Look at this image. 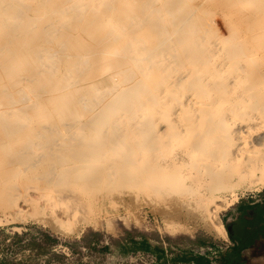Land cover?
I'll return each mask as SVG.
<instances>
[{
  "label": "bare ground",
  "instance_id": "6f19581e",
  "mask_svg": "<svg viewBox=\"0 0 264 264\" xmlns=\"http://www.w3.org/2000/svg\"><path fill=\"white\" fill-rule=\"evenodd\" d=\"M247 2H249L251 10L246 15L219 22H224V33H221L218 28H216V31L211 32V23L205 20L206 22L200 28L203 34L197 35L195 33V35H191V42L196 46L198 45V47L192 48V50H188V48L183 51L179 58L183 62L184 67H187L185 76L189 81L188 84H185H187L186 88L189 94L185 96L183 101L177 100L174 104H169L168 94L162 100L158 98L160 100L158 102H147L149 91L143 85L145 81L151 78L153 72L164 73L166 70V67L162 66V62H159L157 66L155 65L153 69L150 68L147 62H150L154 57L157 58V55L165 60L167 54L177 50L178 43L183 39L176 38V43L169 46L167 44V41L170 40L169 37H163L165 36L163 34L167 32V27L180 31V28L185 25L191 26L195 22L198 25V20L195 21L196 19L188 16L189 14H186V17L183 15L182 18L175 17L174 13L184 5V3L181 5L180 0H171L169 2L164 0H0V37L2 38L0 53L7 47L13 49L24 48V46L28 47L30 44L36 43L34 47L36 59L27 62L29 64L27 70H25L26 68L23 69V63L20 64L18 70L14 64L18 60L16 58L12 59V56L1 63L5 77L10 79V84L9 86L7 85L10 88L0 90V107H3V110L0 109V117L5 115V118L3 116L0 119L1 125L5 123L6 118L9 121L8 117H10V121L11 118L13 120L10 126L13 124L16 126L18 123L22 124L23 127L26 126L30 120L28 113L23 107L24 105L16 106L23 102L21 99L23 97L21 96H28L27 99L25 98L24 100L23 98V100H29L34 104V106L32 105L33 108H37L41 104L39 99L41 92L47 90L56 92L69 86H74L79 76V67L81 68V64L84 62L81 61L83 57L79 54L76 55V59L67 60L64 54L60 56H55V54V57L47 56L49 46L61 44L66 46V41H64L66 36L63 30L80 29L83 36L74 45L67 44L68 53L74 46L84 42L85 39L95 41L103 35L107 36L109 41L120 39L124 43L122 48L128 51L127 59L129 64L135 67L136 74L141 78L137 80L141 87L138 94L136 96H134L135 94L132 95L131 98L128 97L131 101L127 102L129 99L126 98V101H120V107H113V104L119 100L121 94L130 88L124 87V89L112 93L110 97H104V100L95 101L96 106H93L90 101L91 104H86V107L92 112L86 118L88 123L84 124L85 127L77 124L82 121L80 119L70 123V125L63 123L62 126L67 125L66 127H71L76 132L80 131L81 127H84L85 134L81 130L82 137L77 141L65 142L64 140H68V138H64L65 135H62L64 132L60 136L58 134L57 137L42 138L40 129L35 130L34 133H29L32 135L31 138L27 140L24 146L22 145V148L15 152L11 150L7 153L9 147L12 146L11 143H16L17 139L15 137L1 142L0 156H4L3 165L7 167L2 168L6 171L4 173L6 177L5 180L3 179L4 181L0 182L1 189L10 188L15 184V181H12L11 177H9L10 173L15 172L12 169V163L9 161L11 156L18 158L21 151L33 149L32 151H42L45 153L44 156L49 157V160H46L40 170V173L46 175V183L38 188V191H40L38 197L27 198V196L23 198L22 202L25 205L29 204L30 206L31 204L29 215L20 206L17 211L15 210L18 215L26 218L30 216L36 223L48 226L56 233L75 232L76 227L74 228L73 221L79 214L80 209L83 208H80V206H84L81 205L82 202L80 200H88V196H82L85 198L81 197L82 199H78L74 195L67 194L72 193V189L65 190L64 193L55 196L53 195V186L62 181L68 185L74 181L78 182L77 180L79 179L81 181L86 171L93 168V163L100 159V164L96 170L80 183L79 188L82 189L84 195L93 193L92 191L99 189L105 181L111 180L113 177H117L115 180L117 184L133 180V182H137L140 188L142 187V191L151 189L154 193H163L164 190L171 189L173 183L176 184V182L178 186L179 184L182 186L183 184L177 181L178 176L176 175L184 172V176H181L187 179H195L194 176L198 175V178L196 177L197 179L194 180L196 188L211 182L212 187H209L208 193H202L201 190L199 202L203 204L204 213H207L208 216V221H206L207 224L205 225L217 236L224 237L225 231L222 224L217 221V216L221 210L231 205L235 200L234 187L244 185L264 188V138L253 141L252 145H248L247 149L240 147L241 144L247 142L246 139L245 143L239 145V140H243L242 135L245 133V137L248 134L246 132L251 129L248 126L249 124L246 123V120L251 115L249 113L252 110L259 109V107H261V110L262 108L264 109V80L261 78V68L263 67L259 66L258 68L255 64L258 57L264 55V0H230L225 4L227 8H239L241 4L246 5ZM103 4L107 5L109 13L94 17L95 10ZM133 4H137L138 7L132 9ZM24 8H28L29 14L23 11V13L20 11L22 14L19 13V10ZM122 9L126 10L125 13H123ZM121 15H123V20L131 19L133 21V28L140 29L143 23L148 24V27L153 29L157 45L153 49L147 50L144 46V39L135 36L136 34H130V28L125 27V23L123 20L121 21ZM133 17H136V19H133ZM43 18H45L43 22L45 27L32 34L33 28L38 24L37 22ZM46 27L48 30H45ZM188 36L189 34L186 37ZM209 36L216 37L218 42L212 43L208 40ZM205 37L208 41L204 40ZM62 45L61 47H63ZM226 45L230 47L225 49ZM182 46L180 47L182 48ZM191 46L193 45L191 44ZM92 50H95V48L88 49L89 55ZM10 52L12 53V51ZM259 62L261 61L259 60ZM182 73L184 74V72ZM119 75L121 76V74ZM26 76H29L30 79L26 78ZM11 78H13V81ZM154 90H157L156 92L160 94L163 93V90ZM17 96L19 99H17ZM47 98L45 97L46 100ZM85 98L81 94L75 97L67 95L62 96L59 102L63 107H68L75 102L84 105L83 100ZM99 98L101 99V97ZM49 101L51 102L50 99ZM152 104L153 106L156 105L157 109L154 107L155 110H150V105ZM54 108L59 109L60 107ZM121 109L124 111L120 112ZM52 110L54 111V109ZM137 114H139V117L136 118ZM146 115L148 116L147 120H142L141 117ZM262 115L264 114L261 113ZM139 118L143 122L138 121ZM160 118L165 120V126L162 128L158 127V119ZM2 119L4 121H1ZM237 120H242V122ZM253 122L255 123L256 121ZM6 123L4 128L7 125ZM239 124L241 125L238 126ZM235 125L236 127H234ZM10 126L8 125L9 129L11 128ZM15 126L13 125V127ZM60 126L58 125L55 129L57 130ZM106 126L112 128V130L116 129L109 134L103 133L98 138L93 136L98 131H102V127L106 128ZM244 128L246 129L244 130ZM258 129L259 131L262 130V128ZM7 137L8 135L6 134ZM18 137L20 139L25 137L24 131ZM72 137L70 136V140L73 139ZM57 141H61L60 145ZM133 142H138L139 146L144 145V151L141 154L136 152L137 149H140L138 146L133 149L129 148ZM176 149L179 151L175 153L174 150ZM93 150L94 152L92 153ZM126 150L125 155L124 152ZM171 153L172 156H169ZM16 164L20 165V162L18 161ZM65 164L67 165L64 166ZM62 167L64 168L62 169ZM180 167L184 169L181 170ZM58 168L61 169L59 173L55 174L54 171ZM171 169L174 170V174L171 173L172 175H169ZM220 169L222 170L216 174V171ZM57 175L59 177H56ZM29 177L31 178V175ZM29 177H26L24 181L29 180ZM33 179L35 178L32 177ZM24 181L22 182L25 183ZM22 187L26 189L25 184H22ZM180 189L178 188L177 191L180 190L182 193L193 191V189L191 190L186 186ZM222 189L223 191L229 189V200L226 201L224 199L223 201L221 200L222 198H219L220 196H216V193ZM177 191L175 190L174 192ZM16 197L15 199L12 198L15 204L21 195L19 194ZM40 199L45 204H39ZM89 200L91 201L92 199L89 197ZM61 208L63 210L62 214L58 215L57 212ZM90 208L88 206L87 210H91ZM3 211L4 208L1 207L0 212ZM46 211H49L50 216H47ZM81 220L82 224L87 226H94L97 223L86 217H82Z\"/></svg>",
  "mask_w": 264,
  "mask_h": 264
},
{
  "label": "rangeland",
  "instance_id": "374dc122",
  "mask_svg": "<svg viewBox=\"0 0 264 264\" xmlns=\"http://www.w3.org/2000/svg\"><path fill=\"white\" fill-rule=\"evenodd\" d=\"M164 1L169 2L171 0H164ZM229 1L230 0H180L181 5H183V3L184 5L183 6L180 5L181 8L178 9L174 13L175 17L182 18L183 15L184 17H186L189 14L188 16H190L193 19H196L195 21L198 20V25H196V22L194 25L191 24V26L185 25L182 28H180V31L177 30L179 34L173 28L167 27V32L163 34L165 35L163 37L164 38L169 37L170 40L167 41V44H169V46L176 43V38H183V39L182 41L178 43V46L176 45L178 47L176 48L177 50H175L173 53L167 54L166 55L167 57H165V60H163L161 56L157 55V58L154 57L151 59L152 61L150 60V62H147L149 63L150 68L152 69L155 68V65L157 66L159 62L160 63L162 62L161 63L162 66L166 67V70L164 73L163 72L161 73L153 72L151 78L144 82L143 86L149 91V94L147 95V99H146L147 102L149 103H153L154 101L158 102L159 99L162 100L168 94V96L170 97V98L168 97V99L170 100V101L168 100L169 101L168 103L174 104V102L177 100H179L180 102L183 101L185 96L189 94L186 88L189 79H187L185 76L187 74V67H184L183 62L179 58L181 57L183 51H186L188 48H189L188 50H192V48L194 49L198 47V45L196 46L194 43L191 42L190 40L192 38L191 35H195V33L197 35H202L203 32L200 31V28H201V25L202 24L204 25L206 21L207 22L209 21L211 23V28H210V30L212 29L211 32L216 31V28H218V30L221 33H224L225 26L223 23L225 22L226 19L236 18L238 16L239 18L243 17L244 15L247 14L249 10H251L249 2H247L246 5L241 4L240 5L241 7L239 8L238 7L227 8L225 3ZM137 7H138L137 4H133L132 9H136ZM237 10L239 13L237 12ZM20 11L21 12L23 11L24 13L29 14L28 8L19 10V13H21ZM122 11L123 13H125L126 10L122 9ZM106 13H109V11L107 9V5L103 4L102 6L98 7L97 10H95L93 16L98 17ZM114 15H115V12H114ZM118 16H120V14ZM120 18L122 21L123 15H121ZM133 19H136V17H133ZM126 20H123V22L125 23L124 24L125 27L130 28L129 29L130 34H136L135 36L142 37L144 39V42H145L144 46L147 50H151L157 45V41L155 39L153 29L148 27V24L143 23V26L140 29H137L135 27L137 29L136 30L135 28H133L134 27V24L132 25L133 21L131 19H126ZM44 21H45V18L37 22L38 24L33 28L32 34L37 33L38 31H40L42 28L45 27V23L43 24ZM129 21H130V24H129ZM222 21L224 22L219 23ZM46 29L48 30L47 27L45 28V30ZM63 31L65 32V36H66V38L64 39V41H66V46L67 44L74 45V43H77L81 38H83L80 32V29H69L68 31L67 30H63ZM188 34L189 36L186 37ZM0 40H1L0 42L2 43L1 37H0ZM204 40L205 41L210 40L212 43L218 42L217 38L214 36L212 37L209 36L208 40L205 37ZM181 42L186 46V48L184 45L182 46ZM35 44L36 43L34 42L30 44V46L28 47L24 46V48L21 47V48L13 49V48L7 47L5 50H3L0 53V90H6L7 88L8 89L10 88L8 87L10 84L9 83L10 79L5 77V74L1 67V63L4 62L5 59H7L8 57L12 56V59L16 58L18 60L17 62L14 63L15 67L18 70H19V66L21 63L24 64L23 69L26 68L25 70H27L28 65H29L27 64V62L29 60L36 59L35 48H34ZM191 44L193 46H191ZM61 45L49 46V48L47 49L48 51L47 56L50 57L51 55L55 57V56H60L64 54L66 55L67 60H73V59H76L77 57L76 55L80 54L83 57L81 61H84L85 63L83 62L81 64L82 69L79 67L80 71H79L78 78L76 82L74 83V86L73 85L71 87L69 86L68 88L63 89L61 91L53 92V91L47 90V91L41 92L40 98H39L41 100L40 102L41 104L37 108H33L34 104H32L29 100L24 101L25 98L26 99L28 98V96L27 97H25L26 95L21 96L24 98V100L23 98H21L24 103L23 102L19 103L16 106L24 105L23 107L28 113V117L30 118V120L27 122L25 127H23V125L20 123H18L20 124V126H18V124L16 126L15 124H13L15 127H13V125L10 126V123L13 121L12 118L10 121V117H8V120L10 122L7 121V118L5 120V123L9 122V123H6L7 125H5V128H4V124H5L4 122H3L4 123L3 125L0 124V144L1 142H3V140H8L9 138L11 139L15 137L17 139L15 144L14 142L11 143L12 146L9 147V150H7V153H9V151L11 150L12 152H15L19 150L20 148H22V145L24 146L27 140H29L32 136L29 133H32V132L34 133L35 130H40V129H41L40 132L42 133V138L57 137L58 134L60 136L64 132L62 135H65L64 136L65 139L68 138V140H64L65 142L73 141V140L77 141L81 139L80 137H82L81 130H83L84 131L83 134H85L84 124L88 123L86 121V118L89 117V114H91L92 112L90 111L89 108L86 107V104L89 105L92 103L93 106H96L97 104H95V101L99 102L101 100H104L103 99L104 97L108 98L107 96L110 97L112 93H115L118 90L120 91L124 89V87H127V88L130 87L128 90L123 92L121 96L119 97V100L113 104V107L117 108V107H120V101H124L126 98L129 99L128 97L131 98L132 95L135 94L134 96H136L138 94V91L140 90L141 87L137 83V80L141 78H139L140 76L136 74V71L134 69L135 67L129 64V60L127 59L128 51L122 48L124 46V43L120 39L109 41V38L105 35L99 37L95 41L85 39L84 42L79 43L76 46H74L73 49L69 53H68V48L62 45L64 47L63 48L61 47ZM180 46H182V48ZM226 46L227 47H225V49H228L230 47L229 45H226ZM93 48H95V50H92V53H90L89 55L88 49H93ZM10 51H12V53ZM53 51L55 52L57 51V52L55 53ZM258 59L261 62H259ZM258 59L256 60L255 64L258 68L259 66L263 67V68L261 67L260 68L262 72L261 78H263L264 80V55L258 57ZM41 62L43 63V61ZM169 69L171 70L170 72H169ZM182 72H184V74ZM119 74H121V76ZM180 75L182 76L180 77ZM26 78L30 79L29 76H26ZM112 78L115 80H113ZM11 79L13 81V78ZM179 82L180 83L182 82V83L180 84ZM167 85H168V88H167ZM152 89L153 90L158 89L160 91L163 90V93L160 94L156 92L157 90L153 91ZM78 94L84 95V97H86L85 100H83L84 105L75 102L74 104H71L68 107H63V105L59 102L62 96L72 95L73 97H75ZM45 97L46 98L48 97L47 100L45 99ZM99 97H101V99ZM17 99H19L18 96H17ZM49 99L51 100V102L49 101ZM92 99H93V102H92ZM53 101L55 104L52 103ZM55 101L59 102V104H57V102ZM128 101H131V99L127 100V102ZM151 106H153V104L150 105V110L151 109L155 110V108L157 109L156 105H154L153 107ZM54 107H58V108L60 107V108L57 109ZM2 108L3 107H0L1 110H3ZM52 109H54L55 113ZM259 109L252 110L251 111L252 113L251 112L249 113L252 116L250 115V118L247 119L248 121L246 120V123L249 124L248 126H250L253 131L250 129L248 130V132H246L248 133L246 134L247 136L245 135L244 137L245 133L242 135L243 140L241 139L239 140V145L241 143H245V139L247 141L245 144H241L240 147L242 149H247L248 145H252L253 141H257V140L264 138V122H262L264 120V115H262L263 117L261 116V113L264 114V109L262 108L261 110V107H259ZM123 111L124 110L122 109L120 110V112H123ZM256 112H261V113H256ZM3 116L5 118V115H2L1 117ZM137 117H139V114L136 115V118ZM141 118L142 120H147L148 116L146 115ZM141 118H139L138 121L143 122ZM3 119L1 121H4ZM78 119L82 121L77 124L84 126L80 128L81 129L80 131L76 132L74 131L73 128L66 127L67 125L62 126L63 123H67L70 125V123H73L77 121ZM252 119L253 121H256L257 124L256 122L254 123ZM237 121L242 122V120H237ZM8 125L11 127L10 129ZM58 125H61V126L56 130L55 127H58ZM240 125L241 124H239L238 126ZM164 126H165V120L163 118L158 119V127L162 128ZM234 127H236V125ZM255 127H257V129H255ZM258 128H262V130L259 131ZM115 129L112 130V128H109L107 126L106 128L102 127L101 128L102 131H98L93 136L95 138H98L103 133L109 134L110 132L111 133L114 132ZM245 129L246 128H244V130ZM22 131H24L25 137L20 139V137L18 136L21 134ZM73 131L74 133H72ZM251 131L252 133H250ZM254 131H257V132H254ZM6 134L8 135L7 138H6ZM70 136H73L72 140H70ZM249 140L251 141V143ZM57 143L60 145L61 141H57ZM147 144H148V141H147ZM136 146L140 148V149H137L136 152L138 154H141L144 151L143 150L144 145L139 146L138 142H133V144L130 145L129 148L130 149H133L134 147L137 148ZM28 150H24V152L21 151L18 158L11 156L9 161L12 163L13 165L12 169L15 170V172L10 173L9 177H11L12 181H15V184L10 188L9 187L7 188L5 187V189L0 188L1 190L0 191V208L1 207L4 208V211L0 212V264H33L38 259H41L44 257H47V258L53 257L55 255L53 253V250L57 248L58 246H63V247L71 246L73 250H76V248L79 245L88 246V245L96 244V245H99V246H102L108 249L107 251H110L112 253L119 254V255H125L127 253L137 251V250L132 249V242H138V243L145 242L152 249H158V250H163V251L166 250L167 252H170L172 249H176L180 253L175 254V256H179V257L185 256V259H187L185 264H187L189 262L198 263L199 261L198 257L189 255V247H192L194 245L218 244L222 247V249L226 250L234 245V243L226 237V234L224 237L217 236L215 233H213V231H211L208 228L207 225H205L207 224L206 221H208V216H207V213H204L205 212L204 206H202L203 204L199 202V199H200L201 190H202V193L209 192L208 191L210 190L209 187H212L211 182H208L204 184L203 186L196 188L194 180L198 178V175L194 176L195 179L183 178L182 176H184L185 172L183 174L176 175L177 170L174 168L176 170L175 175L178 176V179H180V180L177 179V181L179 183L181 182L183 185L180 186L179 184L180 186L179 187L177 182L176 184L173 183L172 188L169 190L167 189L164 190L163 193L162 192L154 193L151 189L142 191L141 190L142 187L140 188L137 182L136 181L133 182V180L131 182L130 181L126 182L127 184L126 183L117 184L115 181L117 177H113V179L105 181L103 185L100 187L101 189L100 188L96 189L92 191L93 193H87V195H84L82 189L79 188L80 183L86 180L84 178H87L96 170L97 166L100 164V159H97V158H96L97 159L96 162L93 163L92 165L93 168L86 171L84 177L81 178V181L79 179L77 180L78 182L74 181L72 182V184H69V185L65 183L64 181H62L59 184H56L53 186L54 187L53 195L55 196H58L64 193L65 190H69V189H72V193H67V194H70L72 196L74 195L75 197H78V199L85 198L82 196H86V197L88 196L87 197L88 200L86 199L85 200L83 199L82 201L80 200V202H82L81 205H84V206H80V208L81 207L83 208H81L79 214H77L76 216L77 219L75 218L73 221V225H74V228L76 227L75 228L76 231L73 233H64V234L60 232L56 233L52 231L48 226L42 225L41 223H38V222L36 223V221L32 219L30 216H27V218L25 216L22 217L18 215V212H16L17 209L21 207L22 210L23 208L24 210H26L27 214L30 213L31 204L30 206L29 204L25 205L22 202L23 198L24 197L26 198L27 196H28L27 198L29 197L37 198L40 193V191H38V188L42 187L46 183L45 182L46 175H44L43 173H40L41 172L40 170H41V167L46 162V160H49V157L44 156L45 153L42 151H39V152L32 151L33 149H28ZM174 151L176 153L179 150L176 149ZM93 152L94 150L92 151V153ZM126 152L127 150L124 152L125 155H126ZM169 156H172V153ZM3 160H4V156L2 157L0 156V169H1L0 170V182L4 181L6 177V174H4L6 173V171L5 169H2V168H7V167L3 165L4 163ZM18 161L20 162V165H17V164L15 165V163ZM66 165L67 164H65L64 166ZM63 168L64 167H62V169ZM60 169L61 168L56 169L54 173L55 174L59 173ZM182 169L184 168H181V170ZM17 170L18 171L20 170V171L18 172ZM172 170L173 169L170 170L169 175H172L171 173L174 174V170L173 171ZM221 170L222 169L217 170L216 174H218ZM30 175H31V178L29 177ZM26 177H29V180L24 181ZM32 177H34L35 179L32 180ZM56 177H59V176L57 175ZM183 180L184 182H182ZM22 181H24L25 183H23ZM22 184L23 185L25 184L26 189L25 187L24 188L22 187ZM185 186L191 190L193 189V191L182 193L181 192L182 190L180 188L185 187ZM173 187L175 188L173 189ZM177 187L181 191L180 190L177 191L178 190ZM260 189L262 190L263 188L247 187L244 185H239V186L234 187V190L236 193L235 200L232 202L231 205L221 210L217 216V221L222 224L224 231H225L226 219L232 209V206L240 201H248L252 199L251 197H254V195L258 193ZM175 190L177 192H174ZM19 194L21 195V197H19L18 201L16 200V204H15L13 199L17 198L16 196H18ZM228 195H229V189H226L224 191L222 189L216 193V196H220L219 198L220 199L222 198L221 200L223 201L224 199L226 201L229 200ZM89 197L90 199H92L91 201L89 200ZM40 201H39V204H42V205L45 204L44 202H42L43 200L40 199ZM86 203L87 204L89 203L88 206L91 207L90 208L91 210L89 209L87 210L88 206ZM5 206L7 207V209ZM62 211H63L62 208L61 210L59 209L57 214L61 215ZM46 213H47V216H50L49 211H46ZM82 217L90 218L94 223L97 222L96 223L97 225L95 224L94 226L93 225L87 226V225L82 224V220H81ZM181 251L183 252L181 253ZM218 259H219V256L217 255L215 263H217ZM221 262H224L223 259Z\"/></svg>",
  "mask_w": 264,
  "mask_h": 264
},
{
  "label": "crops",
  "instance_id": "0c3cea01",
  "mask_svg": "<svg viewBox=\"0 0 264 264\" xmlns=\"http://www.w3.org/2000/svg\"><path fill=\"white\" fill-rule=\"evenodd\" d=\"M225 234L234 245L218 251L219 259L215 264H264V188L252 199L232 206L226 219ZM158 257V264H177L181 260L175 255L166 258L163 250H159ZM196 264L209 263L207 258L199 257Z\"/></svg>",
  "mask_w": 264,
  "mask_h": 264
},
{
  "label": "built area",
  "instance_id": "2783aa9c",
  "mask_svg": "<svg viewBox=\"0 0 264 264\" xmlns=\"http://www.w3.org/2000/svg\"><path fill=\"white\" fill-rule=\"evenodd\" d=\"M253 198V197H251ZM255 201L259 202V199ZM108 249L92 244V245H79L76 250H73L71 246H58L53 250L55 254L53 257H44L38 259L33 264H158L160 259L158 256L150 251L137 250L127 253L125 255H119L107 251ZM222 249L218 244L212 245H194L189 247V253L194 257H205L209 264H215L217 258V252ZM183 251H181L182 253ZM180 253L176 249H172L170 252L166 250L163 254L166 258H170L173 255ZM178 264H185L179 262ZM187 264H196L189 262Z\"/></svg>",
  "mask_w": 264,
  "mask_h": 264
},
{
  "label": "trees",
  "instance_id": "16d2710c",
  "mask_svg": "<svg viewBox=\"0 0 264 264\" xmlns=\"http://www.w3.org/2000/svg\"><path fill=\"white\" fill-rule=\"evenodd\" d=\"M132 249L133 250H144V251H150L158 256L159 250L158 249H152L150 248L145 242H132ZM185 256L181 257L180 262H186L187 259H184ZM159 258V257H158ZM199 259V257H198ZM189 261V259H188Z\"/></svg>",
  "mask_w": 264,
  "mask_h": 264
}]
</instances>
